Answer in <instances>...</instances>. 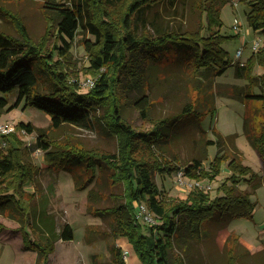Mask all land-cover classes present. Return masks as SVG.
Segmentation results:
<instances>
[{
    "label": "trees",
    "instance_id": "1",
    "mask_svg": "<svg viewBox=\"0 0 264 264\" xmlns=\"http://www.w3.org/2000/svg\"><path fill=\"white\" fill-rule=\"evenodd\" d=\"M179 1L73 0L69 6L58 0H46L43 7L56 23V30L51 25L50 32L39 42L30 36L19 15L11 14L19 37L0 30V90L11 92L17 89V99L8 110L25 100L26 105L47 112L53 129L65 124L91 127V124L101 120L118 141V150L114 152L101 148H61L45 128L25 121L15 125V131L10 134L19 146L0 154V213L8 209L11 217L23 221L20 231L24 246L38 252L35 264H48L58 239H74V228L68 222L59 232L51 225L46 229L35 225L31 220V207L21 202L25 185L34 180L38 169L27 160L36 149L43 150L50 168L67 169L71 162H81L93 172L111 170L110 179L123 187L125 202L120 206L105 208L102 213L113 214L114 234L128 238L142 264H188L184 250L175 251L177 242L187 237L201 239L206 235L204 225L218 216H227L232 220L253 214L256 207V202L251 199L253 192L240 189L239 184L245 180L251 190L256 191L261 186V180L259 174L243 164L241 159L224 156L221 152L210 162L211 170H206L203 158L194 157L183 166L176 159L167 158L163 152L167 141L164 139V129L167 134L172 123L191 116L199 119L206 111L197 109L195 103L188 101L176 114L155 119L150 116L149 96L143 93L135 97L132 104L143 118L152 121V127L139 130L123 115L125 92L142 86L145 66L150 63H160L161 59L166 64L173 63L183 57L189 65L194 66L195 75L201 82L207 79L214 82L215 77L224 74L232 65L229 52L223 46L231 36L217 29L222 26L221 8L229 0H198L197 9L201 17H206V21H201L197 29L183 31L165 25L166 20L160 9L163 4L174 7ZM247 2L250 5L247 12L250 27L264 35V0ZM108 6L117 7L113 11L116 14L110 12ZM7 11L3 13L7 14ZM100 22L111 26H100ZM85 26L95 36L99 47L91 58L95 83L83 92L79 89V82L69 78L65 64L72 54L71 49L80 28ZM53 31H57L56 36L62 44L50 47L48 39ZM91 45L93 42L86 40V46L92 49ZM173 50L175 53L168 56L167 51L172 53ZM255 65L264 69V40L244 64L236 65L235 73L238 77L247 76ZM258 77L261 92L250 88L242 93L243 98L264 101V71ZM8 103L7 98L0 97V109H4ZM22 129L37 133L30 147L24 146L17 135V131ZM249 141L264 158V130L249 138ZM209 143L219 142L209 140ZM223 161H228L232 173L221 186L224 195L214 199L198 187H194L185 199L172 197L164 193L156 182V173L165 176L180 170L198 180L213 178ZM139 201L147 203L159 222L146 226L137 219L134 203ZM42 213H47V210L44 209ZM33 234L37 238H33ZM112 251L121 264H126L119 248L114 247ZM238 262L235 250L230 251L227 264Z\"/></svg>",
    "mask_w": 264,
    "mask_h": 264
},
{
    "label": "rangeland",
    "instance_id": "2",
    "mask_svg": "<svg viewBox=\"0 0 264 264\" xmlns=\"http://www.w3.org/2000/svg\"><path fill=\"white\" fill-rule=\"evenodd\" d=\"M45 1L0 0V30L19 37L11 14L19 15L30 36L39 42L50 32L51 25L56 30L52 16L44 10ZM58 1L70 6L73 0ZM197 3L198 0H180L174 7L161 5L165 25L179 31L197 29L201 21H206L205 16L201 17ZM116 8L108 6L112 13ZM5 9L8 10L7 14L3 13ZM249 10L247 0H229L221 8L222 26L217 29L222 34L231 36L223 46L229 52L228 58L232 65L224 74L215 77L214 82L211 79L201 82L195 75L194 66L189 65L183 57L167 64L161 59V64L153 62L145 66L142 86L126 91L122 104L125 118L135 128L147 130L152 127V121L143 118L138 108L132 104L135 97L143 93L149 96L150 116L155 119L176 114L188 101L195 103L197 109L206 111L204 115L199 119L191 116L176 124L172 123L167 134L166 129L163 130L164 139L167 140L163 152L167 158L176 159L186 166L194 157H200L204 159L205 169L211 170L210 162L222 152L224 156L241 159L243 164L260 176L261 186L256 191H252L245 180L239 184L240 189L253 192L251 199L256 202V207L251 216L235 217L232 220L227 216H218L204 225L206 235L201 239L187 237L177 242L175 251L184 250L188 264H227L228 254L234 250L238 256V264H264V158L249 141V138L264 130V101L247 100L242 96L250 88L257 93L261 92L258 76L264 69L255 65L252 73L247 76L238 77L235 73L236 65L245 63L255 52L252 47L254 42L261 39L259 48L264 40L260 30L250 27L247 19ZM236 20L240 25L239 31L234 29ZM101 25L111 26L103 22H100ZM138 29L141 30V27ZM56 33L57 31H53L49 35L50 47L62 44ZM86 40L93 42L92 49L86 46ZM98 47L99 42L89 28L81 27L65 66L69 78L78 81L79 89L83 92L95 83L91 58ZM239 49L243 50L242 56L233 64ZM174 53V50L172 53L167 51L170 57ZM255 82L257 85H254ZM0 97L9 101L4 109H0V124L32 122L37 127L45 128L61 148L72 146L75 150H118L117 138L109 133L101 120L91 124V127L65 124L59 129H53L47 112L26 105L25 100L12 110L7 109L16 101L17 89L11 92L0 90ZM17 135L24 146L30 147L35 142L37 133L24 132L22 129L17 131ZM209 140L219 143L210 144ZM13 146L17 147L19 143L12 134L0 135V154ZM27 160L38 166L34 180L25 185L24 196L21 198V202L31 207L32 222L43 229L51 225L56 232L66 222L74 228L73 240L56 241L48 264H121L112 251L114 247L122 251L126 264H142L128 238L116 232L114 234L113 214L102 213L105 208L120 206L125 202L123 187L110 179L111 170L99 169L93 172L81 162H71L67 169L50 168L41 149L34 150ZM229 168L228 161H223L215 177L198 180L184 175L182 180L185 183H180L178 172L165 176L156 173L155 177L159 188L169 196L185 199L194 187H198L214 199L224 195L221 186L232 173ZM140 202L145 201L134 203L135 212L137 203ZM44 209L47 213L43 214ZM10 214L8 209L0 213V264H35L38 252L24 246L20 231L23 221L20 222ZM141 223L150 226L144 221ZM27 228L31 229L28 225ZM32 236L37 238L36 234ZM125 250H128L127 257L124 255Z\"/></svg>",
    "mask_w": 264,
    "mask_h": 264
},
{
    "label": "built area",
    "instance_id": "3",
    "mask_svg": "<svg viewBox=\"0 0 264 264\" xmlns=\"http://www.w3.org/2000/svg\"><path fill=\"white\" fill-rule=\"evenodd\" d=\"M234 29L236 31L240 30V25H239L237 20H236V23L234 25ZM260 43H261V39L259 38L252 45L253 49L256 50L258 48V46L260 45ZM242 53H243L242 49H239L236 52L235 61H234L235 63L240 60V58L242 56ZM240 64H244V63L241 62ZM14 131H15V125L0 124V135H5V134H8V133H11V132H14ZM25 131L26 130L24 129V132ZM184 175L185 174H184L183 170L178 172V179H179L180 183L184 182L182 180ZM136 217H137V219L139 221L140 220L142 222L144 221L145 223H148L150 225H154V224H156L158 222L156 215L149 209L148 205L145 202L137 203ZM127 252H128V250L127 251L125 250V252H124L125 257H127Z\"/></svg>",
    "mask_w": 264,
    "mask_h": 264
}]
</instances>
